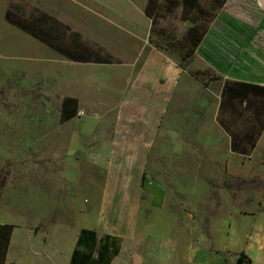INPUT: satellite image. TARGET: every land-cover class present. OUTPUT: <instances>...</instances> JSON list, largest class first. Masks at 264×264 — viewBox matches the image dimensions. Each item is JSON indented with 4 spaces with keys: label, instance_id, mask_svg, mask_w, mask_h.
I'll return each instance as SVG.
<instances>
[{
    "label": "rangeland",
    "instance_id": "rangeland-1",
    "mask_svg": "<svg viewBox=\"0 0 264 264\" xmlns=\"http://www.w3.org/2000/svg\"><path fill=\"white\" fill-rule=\"evenodd\" d=\"M134 1L143 5L146 0ZM211 1L202 0L190 20L182 19L181 5L173 10L165 6L157 26L152 28L151 23L145 31L137 27L148 23L141 16L145 12L140 14L133 0H0V214L5 219L20 228L46 213L71 225L97 227L107 174L88 159L99 146L143 137V130L116 125L119 114L128 115L131 103L139 101L147 87L153 96H165L168 87L169 100L163 129L151 140L146 171L159 192V202L180 216L182 229L186 217H193V233L209 236L213 217L221 213L264 212V171L260 170L264 159L252 155L259 139L255 135L264 128V97L236 102L234 110L223 96L226 74L205 57V51L214 45L223 49L237 37L226 34L225 41H215L213 33L230 10V0L217 11L210 8ZM257 4L264 7V0ZM12 7L26 16L34 9L55 16L114 63H78L58 54L10 25L5 13ZM248 12L260 16L253 8L243 9L237 17L226 15L216 36L245 26ZM213 14L208 33L190 53L191 27ZM125 15H132L135 22L126 21ZM249 22L254 25L244 30L245 36H260L259 24L252 18ZM149 60L150 68L139 65ZM68 96L79 99L80 110L74 121L63 123L61 110ZM125 124L130 125L127 120ZM225 127L231 135L223 132ZM236 132L246 135L239 137L242 150L249 153L245 156L229 153L230 143L239 144ZM58 153L65 154L62 162L52 160L51 154ZM73 157L81 158L82 165L68 162ZM240 180L247 182L241 185ZM44 222L38 228H44ZM140 239L134 241L137 245L121 239V254L112 264H160L155 260L156 241Z\"/></svg>",
    "mask_w": 264,
    "mask_h": 264
},
{
    "label": "crops",
    "instance_id": "crops-1",
    "mask_svg": "<svg viewBox=\"0 0 264 264\" xmlns=\"http://www.w3.org/2000/svg\"><path fill=\"white\" fill-rule=\"evenodd\" d=\"M132 3L133 6L140 7V9L137 8L140 13L145 12L148 0L143 5L134 0ZM252 8L259 10L258 18H254L252 13L248 12L245 16V26H238L237 31L235 29L223 30L221 37L216 36L217 28L221 25L225 26L224 17L226 15L237 17L243 9L250 11ZM229 9L227 14L220 18L213 37L215 41H225L226 34H236L237 38L227 43L223 49L217 48L216 45L212 46L205 51V57L219 64L218 69L224 76L226 74L227 81L263 85L264 7L261 8L257 0H230ZM141 16L148 23L142 25L137 23V27L141 26L145 31L147 29L149 31L152 20L146 16V13ZM132 17V15H125V20L134 21ZM251 18L259 24L257 28L261 31L260 36L256 38L246 37V32L244 33L250 24L254 25L249 22ZM254 43H256V48L252 46ZM236 50L240 52L235 54ZM142 64L146 65L147 69L150 68L152 61L149 60L147 64L141 62L139 65ZM144 93L143 96H136L137 99L144 100L143 104L138 103L140 100H134L131 103L129 114H119V122L116 125V128L120 129L143 130V137L134 136L130 142L117 141L112 146L107 144L99 146L88 159L90 164L105 169L107 174L101 208H99L98 226L71 225L69 222L50 219L46 213L45 218L29 219L30 222H24L20 228L14 225L6 264H71L77 241L84 228L95 230L101 236L108 234L117 236L124 241L130 239L134 242L139 237L146 238L145 240L149 238L150 241L155 240L153 244L155 260L160 264H242L239 263L241 254H245L251 260L250 264H264L263 211L221 213L213 217L209 236H198L193 233V217H186L183 230L182 224H179L180 216L172 212L166 203L159 202V192L153 187L152 176L147 173L146 168L151 160V140L154 142L157 131H162L163 120L168 113L169 90L167 87L165 96L164 94L153 96L152 89L147 87ZM72 98L79 101L77 97ZM159 103L160 107H158ZM235 103L231 101L232 105H230L234 110L237 108ZM262 119L264 120V116ZM74 120L71 119L67 123ZM90 120L91 125L96 123L94 116ZM125 120L130 125L125 124ZM229 131L225 127L223 132L231 135ZM235 136L246 135L236 132ZM255 137L259 139L256 146L252 148V155L264 159V128ZM237 141L239 144L234 147L236 150L230 143L229 153L234 156L249 154L242 150L241 139ZM51 157L54 162L58 160L62 162L65 154H51ZM73 158L68 162L76 166L82 165L81 158ZM260 170L264 171V164ZM67 179V177L64 178L65 181ZM71 182L75 184L74 181L71 180ZM44 220V228H38ZM11 222L5 219L2 213L0 214V223L12 224ZM158 230H165L166 235L158 236L156 234ZM166 242L168 244H165ZM228 257L231 258L230 262Z\"/></svg>",
    "mask_w": 264,
    "mask_h": 264
},
{
    "label": "trees",
    "instance_id": "trees-1",
    "mask_svg": "<svg viewBox=\"0 0 264 264\" xmlns=\"http://www.w3.org/2000/svg\"><path fill=\"white\" fill-rule=\"evenodd\" d=\"M202 0H148L145 13L152 20V28L157 26V18L165 6L173 10L176 6L183 7L182 19H192V12L201 7ZM227 0H212L210 8L221 9ZM216 14L203 19L201 22H194L188 39L193 43V49L201 44L210 23ZM6 20L10 25L26 32L32 38L42 41L49 48L57 51L58 54L78 63L112 64L114 60L109 56L101 55V50H93L86 44L81 35L74 32L72 28L59 21L53 15L34 9L29 16H26L19 7L9 8L5 13ZM156 30V29H155ZM97 55L98 59H93ZM223 96L226 100L243 102L251 97H264V84L253 85L250 83H234L227 81L223 89ZM224 98V101H225ZM79 101L76 98L66 97L61 110V121L63 123L73 120L78 116ZM240 136H236V140ZM251 136H249L250 138ZM237 145L234 144V147ZM232 147L234 150H236ZM246 180H240L241 185ZM15 226L12 224L0 223V264H6V257L9 252L11 238ZM121 239L113 235H99L95 230L82 229L80 238L77 241L71 264H112L115 257L121 254ZM251 260L241 254L239 263L250 262Z\"/></svg>",
    "mask_w": 264,
    "mask_h": 264
},
{
    "label": "built area",
    "instance_id": "built-area-1",
    "mask_svg": "<svg viewBox=\"0 0 264 264\" xmlns=\"http://www.w3.org/2000/svg\"><path fill=\"white\" fill-rule=\"evenodd\" d=\"M79 115V114H78ZM243 264V263H242Z\"/></svg>",
    "mask_w": 264,
    "mask_h": 264
}]
</instances>
